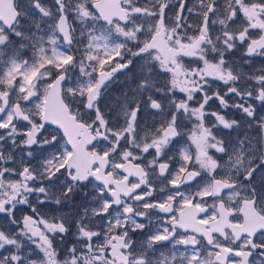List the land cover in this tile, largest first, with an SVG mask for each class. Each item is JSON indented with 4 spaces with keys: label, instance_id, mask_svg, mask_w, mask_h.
Listing matches in <instances>:
<instances>
[{
    "label": "snow or ice",
    "instance_id": "1",
    "mask_svg": "<svg viewBox=\"0 0 264 264\" xmlns=\"http://www.w3.org/2000/svg\"><path fill=\"white\" fill-rule=\"evenodd\" d=\"M243 6L252 7L254 16ZM15 7L18 15L11 23L0 20V196L7 197L0 201V264H203L202 243L213 258L209 264H264V226L246 231L243 239L232 233L230 246L217 242L218 236L228 239L224 232H199L186 226L188 218L181 223L175 207L189 205L207 225L220 215L215 203L209 211V201L224 205L242 193L243 202L264 216V159L245 160L248 135H237L228 145L218 135L230 136L240 127L227 116L235 108L247 129L264 139V43H258L264 41V23L257 26L264 22V0H230L227 24L221 18L215 36L216 0L203 15L198 0H174V7L164 0H121L128 15L106 19L109 27L99 32L92 0H15ZM241 23L242 32L227 30ZM161 26L174 33L170 46L187 43L191 51L166 59L152 43ZM204 28L209 31L202 35ZM130 38L137 50L126 55ZM241 49L246 64L260 62L255 75L245 74L251 83L244 92L229 61ZM209 53L217 71L212 77L203 75ZM125 75L129 87L113 97L119 102L113 117L101 106V94ZM158 77L165 78L163 85ZM188 77L201 83L186 88ZM213 83L224 86L223 94L219 87L207 91ZM45 86L78 105L69 115L88 130L87 143L105 145L91 153L94 158L108 161L86 171L65 162L78 147L70 133L50 113L38 114L42 104L29 107ZM212 101L218 110L208 107ZM185 118L202 126L198 134L209 153L204 160H194L183 147ZM125 161L143 169V176L125 172ZM238 167L247 169L239 186L233 180ZM204 176L211 183L201 184ZM117 177L134 184L133 190L118 192ZM77 197L75 211L63 212ZM137 233L141 239H134Z\"/></svg>",
    "mask_w": 264,
    "mask_h": 264
},
{
    "label": "flooded vegetation",
    "instance_id": "2",
    "mask_svg": "<svg viewBox=\"0 0 264 264\" xmlns=\"http://www.w3.org/2000/svg\"><path fill=\"white\" fill-rule=\"evenodd\" d=\"M95 0H92V4ZM165 2L171 3L174 7V0H165ZM214 0H198V3L202 5V7L199 9L201 12V15H203L205 12L208 11L209 7L213 4ZM218 3L217 7V12H216V27L212 29V35L215 36L217 32H221V28L219 25V20L221 18H224L225 24H227V15L231 14V9L227 7V4L230 2V0H216ZM246 14L249 17L254 16V9L250 6H243ZM96 12V11H95ZM96 14L99 16L101 22L103 24H106V22L102 21L100 15L96 12ZM18 15L16 12V7H15V0H0V20H3L5 23H11L15 17ZM128 13L126 12V16ZM46 20L48 18H45ZM193 24H197L199 18L197 17H191ZM264 23L257 21V26L259 24ZM107 25V24H106ZM230 33L235 35L237 32H242L243 31V24H237V25H229L227 29ZM171 31V30H169ZM209 31L208 28H204L202 31V35L206 34ZM162 35L167 43L168 46V51L164 53V56L166 59L173 58L175 56V52H190L191 51V45L185 43V44H179L178 50H176V47L170 46L169 41L166 38V33L163 30V26L160 27L155 35ZM154 35V36H155ZM194 33H189V36H193ZM257 35V33H253V36ZM198 39V37H196ZM221 39L223 37L221 36ZM215 43V40L213 41ZM213 59L211 53H209L208 60L209 63L204 65L203 68V75H206L208 77L215 76L217 74L215 66L211 63V60ZM247 58L243 56V50L236 51L233 55L229 57L230 63L237 69V74L240 75V81L238 84V87L241 89L242 92H244L247 88V86L251 83L250 81H247L245 79V74L247 73H255V69L258 68V63L259 61H254L251 64H246L245 60ZM105 69H108V66H104ZM133 73L134 70H133ZM126 75H131V74H126ZM126 75L125 76H118L116 77V81L119 82H113V86L109 91L115 95L121 94L122 90L129 87L128 82L126 80ZM227 78V77H224ZM201 81L197 80L196 82H193L191 77H188L184 79L183 81V86L189 89L198 87ZM230 84H236V81H230ZM219 87L221 94H223L224 91V86L223 85H218L216 83H213L212 88L207 89L209 93L212 92L213 89ZM253 92L257 91L255 86L252 88ZM108 91V92H109ZM42 92V105H43V110H44V101L48 93V88L45 86L44 88L41 89ZM107 94V93H106ZM131 94V93H129ZM102 99H101V106H107L109 108V105L111 106V103L106 100L105 94H101ZM236 97H232V101H236ZM64 100L67 102L69 105V108L72 110L73 113L76 112V109L78 107L77 104H72L67 96H64ZM2 107V105H0ZM208 107L210 109H216L218 110V105L216 101H212L209 103ZM111 112L112 116H115V113L119 111L118 107H113L111 106ZM43 113V111H42ZM227 116L229 118H235L237 121L240 122V127L236 129L235 131H232L231 135L229 136L227 132H219L218 135L223 137V140L225 142V145H228V142H235L237 135H248L250 137L249 143L251 144V148L245 153V160L250 159V158H255L257 156L261 157V159H264V141L263 139H257L256 134L247 129L246 122L244 121L243 117L240 115L239 112L235 108H231L228 110ZM112 118V117H110ZM90 119L88 115L85 113V120ZM159 119V118H157ZM146 123L148 125H151L152 119L146 117ZM184 128L182 129L185 139L183 141V147L186 148L187 154L192 157L194 160L196 158H199L200 160H204L206 155H209V153L206 151V146L204 144V137L199 133V130L201 129V125L194 123L192 120L185 118L184 121ZM105 145L103 144H90L87 149L90 153L93 151H102L104 149ZM70 151L71 147H70ZM259 153H262V155H259ZM238 154V153H237ZM258 154V155H256ZM220 153H216V156H219ZM256 155V156H255ZM216 156L213 157V160L216 159ZM115 159V157H113ZM108 161L107 157H104L103 160H97L94 159L91 162V165L87 168H91L95 166L98 163H104ZM67 162V160H66ZM260 161L257 160L256 163H259ZM209 163H212V161H209ZM235 163V157H233V164ZM123 168L124 171L129 173V174H135L136 176H143L144 172L143 169L137 167L135 164L130 163L128 161H125L123 163ZM103 167L99 169V172H103ZM115 172L116 170L113 169ZM247 169L244 167H238L235 172H233V180L236 183L237 186H239L242 183V176L246 174ZM187 175V174H185ZM217 179H222L223 177L220 175H217ZM117 191H131L134 188L129 187V181L125 180L123 177H117ZM166 183V181H165ZM204 183H211V180L209 176H204V178L201 180V184ZM188 191H193L194 189H187ZM242 193L233 195L231 197L227 198V201L224 205L220 203L219 200L213 202L209 201L208 203V208L209 211L212 210L213 204L215 203L216 209L220 212V215L218 218H212L209 219L207 222V225L202 224L195 218V210L192 209L189 205H185L183 209L180 208L179 205H176V210L181 216V223L185 222V218H188V221L186 223L187 227L198 229L199 232H206L210 235L216 234L217 230L220 232H224L225 234H228V239L225 240L223 236H218L217 237V242L218 243H224L228 244L230 246L232 245V240L233 236L231 235L232 233L236 234H241V238L243 239V233L247 232H253L258 228H261L264 226V216H261L258 214V212L252 207L251 203H244L243 202ZM229 202H234V206L229 203ZM171 203V202H170ZM77 205V204H76ZM76 207V206H75ZM237 214L235 216H232L231 213L234 210H237ZM134 239H141V234L137 233L134 236ZM201 249H202V262L203 264H209V262L213 259L212 257L207 255L208 251V245L202 243L201 244ZM243 251V250H242ZM226 252H222L221 255H226ZM246 255V252H245ZM175 264H183L182 261L177 260Z\"/></svg>",
    "mask_w": 264,
    "mask_h": 264
},
{
    "label": "water",
    "instance_id": "3",
    "mask_svg": "<svg viewBox=\"0 0 264 264\" xmlns=\"http://www.w3.org/2000/svg\"><path fill=\"white\" fill-rule=\"evenodd\" d=\"M94 10L100 15L102 21L113 19L119 16H126L125 8L121 7V0H95L93 2ZM153 45L159 47L163 53L168 51L167 43L162 35L153 37ZM258 43H264L259 41ZM67 105V107H66ZM69 105L62 98V93L57 89L52 91L48 89L47 96L44 101V110L41 114L44 118H48L47 114H51L52 119L64 126L71 139L77 144V150L69 157L66 163H76L82 171H86L91 165L92 160L96 159L88 151L90 145L87 141L90 139L88 130L83 129L78 122H74L72 116L69 115Z\"/></svg>",
    "mask_w": 264,
    "mask_h": 264
},
{
    "label": "rangeland",
    "instance_id": "4",
    "mask_svg": "<svg viewBox=\"0 0 264 264\" xmlns=\"http://www.w3.org/2000/svg\"><path fill=\"white\" fill-rule=\"evenodd\" d=\"M164 2H165V0H164ZM140 3L141 4H143L144 3V0H140ZM95 11V10H94ZM96 13V12H95ZM97 15V14H96ZM98 16V15H97ZM99 17V16H98ZM146 24H147V21H144ZM261 22V21H260ZM137 23H140V21L138 20L137 21ZM109 26L108 25H106V24H103L102 22H101V20H100V18L98 19V21L96 22V24H95V28L97 29V32H99V31H102V30H107V28H108ZM162 27V26H161ZM129 31H132L133 29H132V27L131 26H129V29H128ZM163 30H164V32L166 33V38H167V40L169 41V43H171V39H172V36L174 35V33L172 32V31H169V30H166V29H164L163 28ZM114 39H116L115 37H114ZM123 39H124V37L123 36H121V37H119V40L120 41H123ZM147 39V33H145L143 36H141V40H146ZM178 48H179V45L176 47V50H178ZM127 50H132V51H136L137 50V44H136V41L134 40V39H129V41L125 44V54L127 55ZM184 53H186V52H184ZM178 54V52H175V56ZM175 56L173 57V58H175ZM128 58H131V57H128ZM139 63H140V61H137V66L139 65ZM108 64H109V62L108 61H106L105 62V64H104V66H108ZM258 67L260 66V62L258 63V65H257ZM134 70V72H136V68H134L133 69ZM158 79V82L161 84V85H163L164 83H165V78L164 77H158L157 78ZM109 91V90H108ZM107 91V94H105V98H106V100L107 101H109L110 103H111V106H113V104H116V107H118L119 108V102H117V101H115L114 99H113V97H115V96H117V95H115V94H113V93H111V91H109L108 92ZM129 95H131V94H129ZM42 102H43V99H42V96H40V98H39V100H36L35 98L33 99V104H31V105H29V107H34L36 104H42ZM111 106L109 105V108H111ZM38 114H42V112H40V113H38ZM130 115V114H129ZM130 130V129H129ZM120 131H121V134H122V132H123V128H121L120 129ZM263 141H264V139H263ZM256 155H258V154H256ZM255 155V156H256ZM259 155H262V153H259ZM66 162V161H65ZM9 191H10V189H9ZM4 199H7V197H5V196H0V201H2V200H4ZM81 201H80V198L79 197H77L76 198V201H75V203L73 204V205H68V206H66L62 211L63 212H65V213H68L69 215L70 214H72L74 211H75V209H76V204L78 205L79 203H80ZM18 215H19V213H18ZM2 223H3V219L2 218H0V226H2Z\"/></svg>",
    "mask_w": 264,
    "mask_h": 264
}]
</instances>
